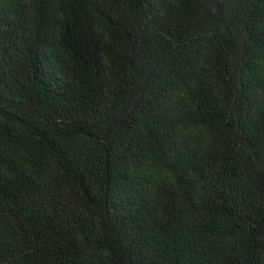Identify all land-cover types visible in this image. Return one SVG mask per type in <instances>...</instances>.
<instances>
[{"label": "trees", "instance_id": "obj_1", "mask_svg": "<svg viewBox=\"0 0 264 264\" xmlns=\"http://www.w3.org/2000/svg\"><path fill=\"white\" fill-rule=\"evenodd\" d=\"M0 264H264V0H0Z\"/></svg>", "mask_w": 264, "mask_h": 264}]
</instances>
